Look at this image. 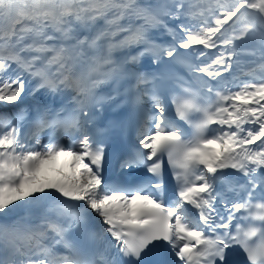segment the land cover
Wrapping results in <instances>:
<instances>
[{
  "label": "snow or ice",
  "instance_id": "obj_1",
  "mask_svg": "<svg viewBox=\"0 0 264 264\" xmlns=\"http://www.w3.org/2000/svg\"><path fill=\"white\" fill-rule=\"evenodd\" d=\"M0 264H264V0H0Z\"/></svg>",
  "mask_w": 264,
  "mask_h": 264
},
{
  "label": "bare ground",
  "instance_id": "obj_2",
  "mask_svg": "<svg viewBox=\"0 0 264 264\" xmlns=\"http://www.w3.org/2000/svg\"><path fill=\"white\" fill-rule=\"evenodd\" d=\"M18 104H19V102H18ZM21 106H23V105H21Z\"/></svg>",
  "mask_w": 264,
  "mask_h": 264
},
{
  "label": "rangeland",
  "instance_id": "obj_3",
  "mask_svg": "<svg viewBox=\"0 0 264 264\" xmlns=\"http://www.w3.org/2000/svg\"><path fill=\"white\" fill-rule=\"evenodd\" d=\"M237 43H239V42H237Z\"/></svg>",
  "mask_w": 264,
  "mask_h": 264
}]
</instances>
